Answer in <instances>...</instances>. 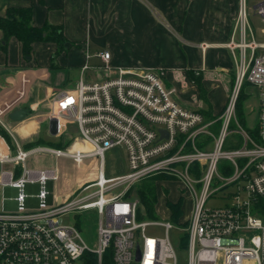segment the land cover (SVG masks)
I'll return each instance as SVG.
<instances>
[{
    "label": "built area",
    "instance_id": "2783aa9c",
    "mask_svg": "<svg viewBox=\"0 0 264 264\" xmlns=\"http://www.w3.org/2000/svg\"><path fill=\"white\" fill-rule=\"evenodd\" d=\"M250 13L264 20V0H256ZM247 18L246 0H239L227 45L240 51L236 85L221 115L218 137L207 132L211 122L202 113L176 99L175 90L165 84L163 68L113 69L109 52L103 51L96 56L108 75L86 81L83 74L91 69L86 54L74 88L55 92L49 103L48 132L52 134L50 122L52 135L58 136L66 124H73L75 142L69 148H25L14 140L12 151L0 142V264H178L168 234L174 223L138 218V200L113 192L157 173L178 177L192 200L187 225L179 228L186 233L184 264H264V42L255 40ZM244 80L258 93L259 138L242 132L240 145L224 148L235 92ZM0 126L7 129L1 113ZM204 133L213 138L203 141L199 137ZM77 140L89 148L76 147ZM187 144L194 150L182 152ZM114 148L123 149L128 171L106 178L105 153ZM34 154L75 164L95 160L96 173L72 192L55 191L57 167H28ZM223 162L230 166L229 174L219 170ZM182 163L185 172L176 168ZM192 164L199 173L194 178L187 172ZM225 188L227 193L216 196ZM210 199L222 203L207 206ZM88 211L97 216L94 246L82 238L77 222L62 221L63 215ZM151 226L162 227L164 233H149Z\"/></svg>",
    "mask_w": 264,
    "mask_h": 264
},
{
    "label": "crops",
    "instance_id": "0c3cea01",
    "mask_svg": "<svg viewBox=\"0 0 264 264\" xmlns=\"http://www.w3.org/2000/svg\"><path fill=\"white\" fill-rule=\"evenodd\" d=\"M18 7L31 9L33 26L60 27L67 42L61 51L55 43L35 42L25 59L14 37L2 48L0 30L2 122L14 110L34 109L55 92L73 89L86 54L91 69L84 79H104L108 74L96 56L103 51L109 52L113 69L163 68L165 84L175 90L176 99L201 110L199 92L187 74L197 71L210 113L223 110L231 84L225 75L235 68L226 43L237 0H0V16ZM72 71H78L75 78ZM36 125L31 120L25 127L34 131Z\"/></svg>",
    "mask_w": 264,
    "mask_h": 264
},
{
    "label": "rangeland",
    "instance_id": "374dc122",
    "mask_svg": "<svg viewBox=\"0 0 264 264\" xmlns=\"http://www.w3.org/2000/svg\"><path fill=\"white\" fill-rule=\"evenodd\" d=\"M256 0H246V7L248 11V25L253 32L254 38L257 42H264V20L260 17L253 15L250 13L251 8L254 5ZM239 0H237V9H238ZM237 10L235 16L232 21L231 27V35L229 41L226 43H230L235 19H236ZM237 42V39H236ZM57 46V45H56ZM228 47V46H227ZM58 48V47H57ZM229 48V47H228ZM63 48H58V50H62ZM230 49V48H229ZM231 50V49H230ZM32 53V52H31ZM90 53V52H89ZM232 56L234 58L235 68L232 73H228L229 75H225L227 80L229 79L231 84L228 85L227 90V98L223 107V110L220 114L212 115L211 113L207 116V122H211L210 125L207 127V132L213 135L214 137H218L221 128H222V118L221 115L224 111L226 104L228 103L229 99L231 98L232 94L234 93V88L236 85V74H237V65L236 61H239L240 51L238 47H235L232 51ZM91 65V63L89 62ZM166 71V70H165ZM73 72V71H72ZM74 73H78L75 71L71 74L72 78L74 77ZM192 75L194 77H202L197 71H192ZM188 74V73H187ZM76 76V74H75ZM78 76V74H77ZM76 76V77H77ZM80 77V75H79ZM78 77V79H79ZM188 78L190 82L196 86V84L191 79L192 77L188 74ZM77 79V81H78ZM76 81V82H77ZM202 83V79H201ZM76 84V83H75ZM197 88V86H196ZM198 90V88H197ZM199 92V90H198ZM206 92V91H205ZM53 95V94H52ZM51 95V96H52ZM51 96L46 99L45 102L38 105L36 108H32L30 112L23 118V120L19 122H13L8 120L7 116H4L3 123L5 127L12 132L14 138H0L1 145L6 150H13V142L14 140L18 141L23 146H27V148H32L35 146L45 145V142H60L61 144L65 145V148H69L73 142H75V138H78V133L76 127L73 124H66V128L64 132L58 135H52L48 132V112H49V103ZM240 96V100L238 99ZM201 104L203 108L201 110H205L208 108L207 105L200 97ZM221 98V94H220ZM242 99V101H241ZM240 102V111L238 110L237 104L239 106ZM258 93L256 88L252 85L247 84L242 81V83L237 87L235 92V99H234V110L233 116L228 123V134L225 137V145L224 148H228L229 145L241 141L242 132L249 135L248 130H252L255 128L257 121H258ZM241 119V120H240ZM31 120H36L37 125L35 130H31L25 127L26 124L29 123ZM0 129L5 131V128L0 126ZM204 133L202 137L203 141H209L213 137L208 134ZM6 134H8L6 132ZM233 134L237 135L239 138H235ZM1 135V133H0ZM231 136V138H229ZM250 136V135H249ZM196 148L202 149L200 142H195ZM76 147L86 146L89 148L88 145L81 144L79 140L75 145ZM194 149L191 145H188L182 150V152H191ZM28 167H54L56 166L59 171V178L54 184V190L60 192H72L76 190L81 184L93 180L95 173H96V161L95 160H88L85 159L80 164L73 163L68 158H58L55 159L48 154H34L32 155L27 161ZM197 164H192L187 169L188 175L190 178H194L198 176L197 171ZM178 170L185 172V164L178 165L176 167ZM128 171L126 159L124 156L123 149L121 148H114L109 150L105 153V160H104V176L113 177L125 174ZM92 173L94 176H92ZM147 187L152 188V196H150V201L152 202L153 211L155 214V218L163 220L167 219L174 223L175 227L171 228L168 232L171 240L175 244L177 249V258L178 264H184L186 261V252L181 247V240L184 234V231L179 229L180 227L185 228L187 225L188 217L191 213L192 209V200L189 195V192L184 188L182 185L181 180L176 177L169 175L167 173H157L149 176H145L139 180L132 182L130 185H120L113 192H124L127 195H131L133 198L137 199L139 202V212L142 216H145V209L144 205L141 202L140 197L136 194L138 190L147 189ZM214 187V186H213ZM94 188L84 192L85 194L92 192ZM146 190L147 196L149 193ZM229 191L228 188L222 189L216 192V196H222L223 194ZM177 204L180 206V216L179 218H174L172 213L168 207V204ZM221 202H214V200H209L207 202V206H214L216 204H220ZM147 218V217H143ZM62 221L64 223H76L78 224V228L80 229V234L85 242L89 246H94L96 244V237H97V216L92 213V211L83 212L79 215H63ZM149 233L155 234H163L164 229L160 226H151L148 228ZM247 264V263H246ZM249 264V263H248Z\"/></svg>",
    "mask_w": 264,
    "mask_h": 264
},
{
    "label": "trees",
    "instance_id": "16d2710c",
    "mask_svg": "<svg viewBox=\"0 0 264 264\" xmlns=\"http://www.w3.org/2000/svg\"><path fill=\"white\" fill-rule=\"evenodd\" d=\"M32 19V14H31V9L30 8H9L7 9L6 13L4 16H0V30L2 32V39L4 42V45L2 46L3 49L6 47L7 41L11 38L14 37L16 38L20 43H21V51L22 55L25 59H29L31 56L32 52V44L35 42H52L57 45L58 48H63L64 45L66 44V39L63 37L61 28L52 26L49 24H45L42 27H36L33 26L31 23ZM190 76L192 77L191 79L193 82L196 84L201 99L204 101V103L208 106V101L207 98L205 97V90L203 88V85L201 83L202 77H194L191 73L189 72ZM247 84H249L247 81H243ZM238 99L240 100V96H238ZM242 101V99H241ZM238 110L240 111V102L239 106L237 104ZM200 113L204 115V117L207 120L208 114H210V109L209 107L205 110H198ZM241 120V119H240ZM249 135L251 138H259L258 137V121L254 129L248 130ZM0 133L4 138H10L8 134H6L5 131L0 129ZM235 138H239L237 135L233 134ZM231 138V136H229ZM47 144L45 145H50L53 147H64L65 145L61 144L60 142H45ZM240 145V142L237 141L233 144H231L228 147H236ZM27 148V146H24ZM227 163H220L219 165V170L223 174H229L232 170L229 165H226ZM224 167V168H223ZM147 189L144 190H138L137 195L140 197L142 204L144 205L145 209V216H142L139 212L138 209V218H155V214L153 211L152 207V202L150 201V196H152V188L147 187ZM146 190L149 193L147 196ZM126 198H133L131 195L125 194ZM168 207L172 213V216L176 219L179 218L180 214V206L177 204H168ZM186 243V233L183 234L182 240H181V247Z\"/></svg>",
    "mask_w": 264,
    "mask_h": 264
},
{
    "label": "water",
    "instance_id": "95a60500",
    "mask_svg": "<svg viewBox=\"0 0 264 264\" xmlns=\"http://www.w3.org/2000/svg\"><path fill=\"white\" fill-rule=\"evenodd\" d=\"M30 112L29 107H23L17 110H14L8 114L9 119L14 121V122H19L25 118V116ZM50 132L53 134L54 129L52 127V123L50 122Z\"/></svg>",
    "mask_w": 264,
    "mask_h": 264
},
{
    "label": "bare ground",
    "instance_id": "6f19581e",
    "mask_svg": "<svg viewBox=\"0 0 264 264\" xmlns=\"http://www.w3.org/2000/svg\"><path fill=\"white\" fill-rule=\"evenodd\" d=\"M83 148H84V149H87V147H86V146H83Z\"/></svg>",
    "mask_w": 264,
    "mask_h": 264
}]
</instances>
